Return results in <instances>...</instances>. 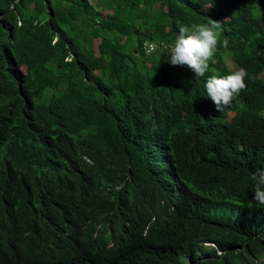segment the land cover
<instances>
[{"label": "trees", "instance_id": "trees-1", "mask_svg": "<svg viewBox=\"0 0 264 264\" xmlns=\"http://www.w3.org/2000/svg\"><path fill=\"white\" fill-rule=\"evenodd\" d=\"M210 17L197 79L168 58ZM230 67L254 79L219 112ZM258 170L264 0H0V264H257Z\"/></svg>", "mask_w": 264, "mask_h": 264}, {"label": "clouds", "instance_id": "clouds-1", "mask_svg": "<svg viewBox=\"0 0 264 264\" xmlns=\"http://www.w3.org/2000/svg\"><path fill=\"white\" fill-rule=\"evenodd\" d=\"M222 32L221 21L211 17L207 23L181 26L170 49L169 62L173 66H187L197 79L204 77L209 71L210 63H215L214 57L221 43ZM228 43L227 39L222 41L224 47H227ZM246 78L254 79L244 67H230L227 75L214 73L208 76L204 85L206 96L215 104L217 111L223 112L242 91L247 89ZM82 175L91 178L97 185L105 187L103 183L98 182L97 172L86 171ZM252 179L255 181L254 200L256 204L264 206V170H258ZM208 214L216 217L215 210L209 211ZM204 244L217 247L214 242ZM216 252L221 253V250L216 249Z\"/></svg>", "mask_w": 264, "mask_h": 264}, {"label": "rangeland", "instance_id": "rangeland-1", "mask_svg": "<svg viewBox=\"0 0 264 264\" xmlns=\"http://www.w3.org/2000/svg\"><path fill=\"white\" fill-rule=\"evenodd\" d=\"M230 66H233L230 64ZM257 264H264V255L262 256L261 260L257 261Z\"/></svg>", "mask_w": 264, "mask_h": 264}]
</instances>
